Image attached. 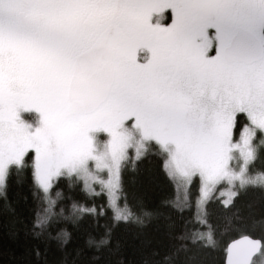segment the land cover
<instances>
[{
    "label": "snow or ice",
    "instance_id": "obj_1",
    "mask_svg": "<svg viewBox=\"0 0 264 264\" xmlns=\"http://www.w3.org/2000/svg\"><path fill=\"white\" fill-rule=\"evenodd\" d=\"M153 150L181 187L199 184L202 204L219 203L216 193L225 205L264 193V170L254 171L264 158V0H0V198L12 175L31 172L34 237L67 219L54 211L59 184L83 180L96 194L99 183L115 207L121 171ZM73 209L74 219L103 214ZM153 215L117 208L115 220L143 228ZM163 219L180 243L145 252L142 242V264H185L190 245H215L208 215L198 219L207 231L188 230L182 216ZM110 240L111 227L87 245L119 254ZM258 249L244 236L229 246L228 264H253ZM76 257L87 264L83 249Z\"/></svg>",
    "mask_w": 264,
    "mask_h": 264
},
{
    "label": "trees",
    "instance_id": "obj_2",
    "mask_svg": "<svg viewBox=\"0 0 264 264\" xmlns=\"http://www.w3.org/2000/svg\"><path fill=\"white\" fill-rule=\"evenodd\" d=\"M254 164L255 173L264 170V158ZM189 187L190 191L168 175L163 156L158 150H153L136 161L135 167L129 165L122 170L120 175L118 202L122 210H131L136 216H141L144 210L154 213L145 227L116 221L105 193L92 194L81 181L71 187L65 181L57 188L62 197L57 200L54 211L59 213L63 210V217L67 219L61 218L51 224L37 238L32 232L38 202L32 195L31 172L19 176L14 174L7 181V200L0 198V264H45V259L47 264H73L74 260L80 264L76 257L77 249H83L87 264H116L120 258L124 259L125 264H129V261L142 264L144 256L136 251L144 246L142 242L146 245L145 252L152 248L166 251L180 243L166 233L164 215H170L173 220H179L182 216L190 231H207V227L199 224L198 219L208 215V222L215 227V245L205 249L190 245L188 253L180 254L185 264H224L228 244L242 236L259 239L264 245V193L249 190L239 195L232 205H225L216 193L219 203L213 201L199 208V184ZM74 203L94 208L97 213L102 211L103 214L74 219L79 217V213L73 209ZM7 205L11 206V211L7 210ZM176 205H183L182 213L173 211ZM236 217L246 219L249 227L246 230L230 227L229 221ZM109 227V246L114 248L117 241L121 243L120 253L114 256H109L106 249L96 253L94 247L87 245L90 238L98 240ZM61 230L66 235L58 236ZM182 232L183 226L177 234ZM34 248L40 250V259L33 254ZM64 253H68L66 260ZM94 255H100V260H92Z\"/></svg>",
    "mask_w": 264,
    "mask_h": 264
},
{
    "label": "rangeland",
    "instance_id": "obj_3",
    "mask_svg": "<svg viewBox=\"0 0 264 264\" xmlns=\"http://www.w3.org/2000/svg\"><path fill=\"white\" fill-rule=\"evenodd\" d=\"M26 118H27V114H26ZM241 127H243V125H242ZM100 138H101V139H106V136H105L104 134H100ZM237 138H238V135H237ZM129 151H131L132 156L135 155V153H134L135 150H134V149H130ZM133 151H134V152H133ZM254 163H255V162H254ZM93 169H94V165H93ZM254 171H256V170H254ZM101 175H102V177H103L105 180L108 179V174H107L106 171H104L103 173H101ZM80 181H81V183L83 184V186H85L83 180H80ZM91 188L94 190L95 193H97V192H103V193H105L106 197L108 198L109 205H110L111 209L113 210V213H114L115 216H116V210H117V208L120 209V210H122V207L119 205V202H118L119 189L117 190V194H116L117 198H116V200H115V207H114V206H113V203H112V199H111V197L109 196V193L107 192V190L103 189L102 186H101L99 183H93V184H91ZM86 190H87V189H86ZM87 191H88V190H87ZM88 192H89V191H88ZM218 194H219V193H218ZM219 195H220V194H219ZM199 201H200V188H199V196H198V199H197V203H198L199 208H200L203 204L200 203ZM254 264H264V252H260V253L258 254L257 258H256L255 261H254Z\"/></svg>",
    "mask_w": 264,
    "mask_h": 264
},
{
    "label": "water",
    "instance_id": "obj_4",
    "mask_svg": "<svg viewBox=\"0 0 264 264\" xmlns=\"http://www.w3.org/2000/svg\"><path fill=\"white\" fill-rule=\"evenodd\" d=\"M243 238H244V236L239 237V238H237V239L231 241V242L228 244V246H227V248H226V254H225V258H224V264H228V251H227V250H228L229 246L232 245L233 243H235L236 241L242 240ZM248 238H249V239H254V238H251V237H249V236H248ZM254 240L260 241L259 239H254ZM260 242H261V241H260ZM261 244H262V243H261ZM259 252H260V249H258L257 252L253 254L254 258L258 255Z\"/></svg>",
    "mask_w": 264,
    "mask_h": 264
},
{
    "label": "bare ground",
    "instance_id": "obj_5",
    "mask_svg": "<svg viewBox=\"0 0 264 264\" xmlns=\"http://www.w3.org/2000/svg\"><path fill=\"white\" fill-rule=\"evenodd\" d=\"M260 252H261V250H260ZM260 252H259V253H260ZM259 253H258V254H259ZM257 256H258V255H257ZM257 256H256V257H257Z\"/></svg>",
    "mask_w": 264,
    "mask_h": 264
}]
</instances>
